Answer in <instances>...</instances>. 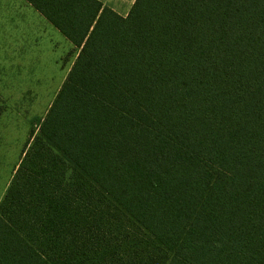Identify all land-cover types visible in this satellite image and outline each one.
<instances>
[{"label":"trees","instance_id":"1","mask_svg":"<svg viewBox=\"0 0 264 264\" xmlns=\"http://www.w3.org/2000/svg\"><path fill=\"white\" fill-rule=\"evenodd\" d=\"M24 1L78 53L0 264H264V0Z\"/></svg>","mask_w":264,"mask_h":264},{"label":"rangeland","instance_id":"2","mask_svg":"<svg viewBox=\"0 0 264 264\" xmlns=\"http://www.w3.org/2000/svg\"><path fill=\"white\" fill-rule=\"evenodd\" d=\"M101 2L124 16L134 0ZM77 53L24 0H0V202Z\"/></svg>","mask_w":264,"mask_h":264},{"label":"crops","instance_id":"3","mask_svg":"<svg viewBox=\"0 0 264 264\" xmlns=\"http://www.w3.org/2000/svg\"><path fill=\"white\" fill-rule=\"evenodd\" d=\"M99 1H101V0H99ZM102 3V2H101ZM28 4V3H27ZM103 4V3H102ZM104 5V4H103ZM114 11V10H113ZM38 13V12H37ZM39 14V13H38ZM123 16V15H122ZM125 16V15H124ZM50 24V23H49ZM51 25V24H50ZM52 26V25H51ZM53 27V26H52ZM54 28V27H53Z\"/></svg>","mask_w":264,"mask_h":264}]
</instances>
